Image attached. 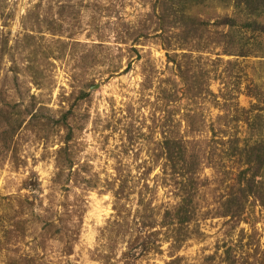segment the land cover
<instances>
[{
    "label": "rangeland",
    "instance_id": "obj_1",
    "mask_svg": "<svg viewBox=\"0 0 264 264\" xmlns=\"http://www.w3.org/2000/svg\"><path fill=\"white\" fill-rule=\"evenodd\" d=\"M0 264H264V0H0Z\"/></svg>",
    "mask_w": 264,
    "mask_h": 264
}]
</instances>
